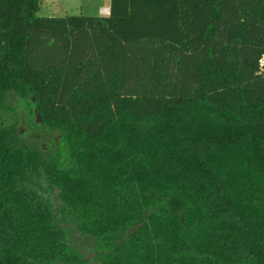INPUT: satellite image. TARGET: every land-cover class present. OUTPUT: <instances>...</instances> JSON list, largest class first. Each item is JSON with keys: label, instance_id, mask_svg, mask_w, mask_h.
I'll use <instances>...</instances> for the list:
<instances>
[{"label": "trees", "instance_id": "16d2710c", "mask_svg": "<svg viewBox=\"0 0 264 264\" xmlns=\"http://www.w3.org/2000/svg\"><path fill=\"white\" fill-rule=\"evenodd\" d=\"M39 8L0 0V264H264V0Z\"/></svg>", "mask_w": 264, "mask_h": 264}, {"label": "rangeland", "instance_id": "374dc122", "mask_svg": "<svg viewBox=\"0 0 264 264\" xmlns=\"http://www.w3.org/2000/svg\"><path fill=\"white\" fill-rule=\"evenodd\" d=\"M110 0H40V8L37 12L39 16H65L70 14H82V15H101V9L108 7ZM14 104L18 109V119L20 121L19 128L21 133L30 134L32 131L36 134H41L38 128L35 130L29 129L27 122L24 120L28 113V106L23 102L17 101L12 98ZM12 103V104H13ZM35 116V115H33ZM46 136V135H45ZM52 138H55L54 134H50ZM31 137V136H30ZM44 144L48 143V140H44ZM40 188L44 194L50 199H55V192L52 188L48 187L44 183H40ZM69 237L72 243L79 246L86 254L89 253L91 246V240L78 234L73 227H69ZM91 257L90 254L87 256Z\"/></svg>", "mask_w": 264, "mask_h": 264}, {"label": "built area", "instance_id": "2783aa9c", "mask_svg": "<svg viewBox=\"0 0 264 264\" xmlns=\"http://www.w3.org/2000/svg\"><path fill=\"white\" fill-rule=\"evenodd\" d=\"M102 12L105 14L109 13L107 9H102ZM263 65H264V56H262V58L260 59V66L263 67Z\"/></svg>", "mask_w": 264, "mask_h": 264}, {"label": "crops", "instance_id": "0c3cea01", "mask_svg": "<svg viewBox=\"0 0 264 264\" xmlns=\"http://www.w3.org/2000/svg\"><path fill=\"white\" fill-rule=\"evenodd\" d=\"M103 9H107L109 11V6L108 7H104ZM101 15H105V13L102 12V9H101Z\"/></svg>", "mask_w": 264, "mask_h": 264}]
</instances>
